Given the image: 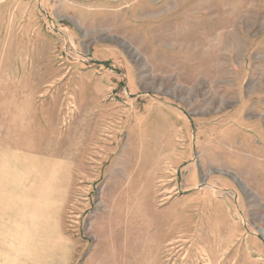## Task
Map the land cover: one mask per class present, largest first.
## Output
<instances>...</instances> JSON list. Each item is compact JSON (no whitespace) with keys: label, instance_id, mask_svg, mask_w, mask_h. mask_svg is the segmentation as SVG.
Wrapping results in <instances>:
<instances>
[{"label":"rangeland","instance_id":"1","mask_svg":"<svg viewBox=\"0 0 264 264\" xmlns=\"http://www.w3.org/2000/svg\"><path fill=\"white\" fill-rule=\"evenodd\" d=\"M0 264H264V0H0Z\"/></svg>","mask_w":264,"mask_h":264}]
</instances>
